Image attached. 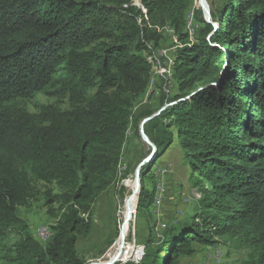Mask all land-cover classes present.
Instances as JSON below:
<instances>
[{
  "label": "trees",
  "instance_id": "16d2710c",
  "mask_svg": "<svg viewBox=\"0 0 264 264\" xmlns=\"http://www.w3.org/2000/svg\"><path fill=\"white\" fill-rule=\"evenodd\" d=\"M192 3L0 0V264L86 263L76 239L89 231L92 205L113 181L127 130L153 115L132 110L165 25L180 45L171 76L178 94L143 127L156 154L140 171L131 216L136 205L137 212L152 205L144 174L174 139L201 199L161 244L148 240L137 264H177L195 254L193 244L209 249L217 237L238 233L248 251L239 264H264V0H211L216 30L193 8V41ZM39 92L62 95L68 109L29 113L18 105ZM39 184H56L69 204L45 243L17 216Z\"/></svg>",
  "mask_w": 264,
  "mask_h": 264
},
{
  "label": "rangeland",
  "instance_id": "374dc122",
  "mask_svg": "<svg viewBox=\"0 0 264 264\" xmlns=\"http://www.w3.org/2000/svg\"><path fill=\"white\" fill-rule=\"evenodd\" d=\"M205 1L210 8L211 0ZM220 1L214 0V3L220 4ZM199 3V0H193L192 7L186 15L188 29L196 24L192 16L193 8L202 11ZM158 29L162 33L163 42L160 50L152 55L154 61L152 64L149 63L151 70L148 85L143 95L135 101L132 115L145 110L154 114L163 107L167 108L168 102L178 94L176 82L171 76L174 55L180 45L167 25ZM159 68L168 69L171 78L161 74ZM93 93L94 89L88 96H92ZM162 99L164 102L161 103ZM17 103L29 113H36L42 106L52 104L61 110L68 109L67 100L60 94L51 96L39 92L32 98L18 100ZM124 139L113 181L96 197L92 205L90 229L86 234H78L76 239L78 254L86 261L85 264L106 261L115 256L123 224L121 213L134 190L136 167L152 152L134 126L127 130ZM190 175L179 143L174 139V143L145 171L144 192L147 196L151 194L154 200L147 209L133 211L125 237V245H130L127 260L119 258L116 264H137L148 240L152 239L155 247L164 241L163 235L168 228L191 220L201 197L197 186L191 182ZM158 186L163 189L162 192ZM35 192L29 204L18 208L17 216L27 224L34 240L44 243L38 238L36 229L43 226L51 229L69 204L63 203L65 193L56 184L52 186L39 184ZM48 198L54 199L55 202L50 205L47 203ZM81 217L87 220V214H81ZM246 237L244 233L234 236L226 234L217 237L216 244L209 249L202 248L198 243L193 244L195 254L181 258L177 264H239L247 258ZM11 240L13 241L12 238Z\"/></svg>",
  "mask_w": 264,
  "mask_h": 264
},
{
  "label": "bare ground",
  "instance_id": "6f19581e",
  "mask_svg": "<svg viewBox=\"0 0 264 264\" xmlns=\"http://www.w3.org/2000/svg\"><path fill=\"white\" fill-rule=\"evenodd\" d=\"M200 2V0H199ZM134 178H135V174H134ZM138 186H139V180H137L135 178V181H134V190L132 192V194L130 195V197L128 198L127 202L125 203L124 207H123V210H122V219H123V224H122V228H121V232H120V235L118 237V242H117V251H116V254L114 257L112 258H109L108 260L106 261H101L100 263H103V264H116L119 256L121 255V252L124 248V245H125V242H126V233H127V230H128V227H129V223L131 221V213H132V209L134 208L135 206V197L137 195V192H138ZM51 235V231H50V234H47V235H39L37 234L38 238L42 241H44V243L47 241V239L50 237ZM213 252V251H212ZM212 255V254H211ZM99 263V262H97Z\"/></svg>",
  "mask_w": 264,
  "mask_h": 264
},
{
  "label": "water",
  "instance_id": "95a60500",
  "mask_svg": "<svg viewBox=\"0 0 264 264\" xmlns=\"http://www.w3.org/2000/svg\"><path fill=\"white\" fill-rule=\"evenodd\" d=\"M199 6L202 8V13H203V16H204V18H205V21L208 23V24H212L213 25V27H214V30H216L217 29V27H218V24L217 23H214V22H212L211 21V16H210V8H209V5H208V3H206V1L205 0H200V3H199ZM165 109V107H163V108H161L159 111H157L156 113H154L152 116H150V117H148V118H145L143 121H142V123H141V125H140V128H139V135H140V137L144 140V142L146 143V144H148L149 146H150V148H151V154H150V156L147 158V159H145V160H143L137 167H136V170H135V178L137 179V180H139V186H138V192H137V204H138V195H139V192H140V190H141V185H140V181H141V178H140V171H141V169H142V167L145 165V164H147V163H149L150 161H152L153 159H154V156H155V154H156V146L155 145H153V143L150 141V139L146 136V134L144 133V130H143V127H144V125L147 123V122H149V121H151L152 119H153V117L154 116H156V115H158L161 111H163ZM135 209H137V205H136V208ZM93 264H103V263H93Z\"/></svg>",
  "mask_w": 264,
  "mask_h": 264
},
{
  "label": "built area",
  "instance_id": "2783aa9c",
  "mask_svg": "<svg viewBox=\"0 0 264 264\" xmlns=\"http://www.w3.org/2000/svg\"><path fill=\"white\" fill-rule=\"evenodd\" d=\"M191 31V35H192V29L190 30ZM191 41H193V37L191 38ZM161 55V54H160ZM171 62V61H170ZM159 72L161 74H164L166 75L167 77L171 78L170 75L168 74V69H161L159 68ZM158 189L160 190V192L163 191L162 188H160V186H158ZM36 233L39 234V235H47V234H50V228L49 227H46V226H43V227H39L36 229ZM141 258V257H140ZM139 258V260H141Z\"/></svg>",
  "mask_w": 264,
  "mask_h": 264
}]
</instances>
